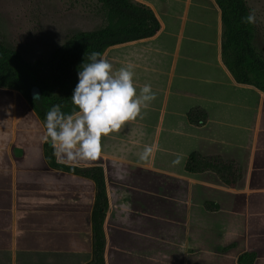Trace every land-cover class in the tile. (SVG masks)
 <instances>
[{"label": "crops", "instance_id": "0c3cea01", "mask_svg": "<svg viewBox=\"0 0 264 264\" xmlns=\"http://www.w3.org/2000/svg\"><path fill=\"white\" fill-rule=\"evenodd\" d=\"M153 10L162 29L150 39L165 29L163 18ZM150 39L113 47L105 55L110 50ZM107 59L112 65L126 60ZM211 61L214 71L226 75L229 86L237 93L247 91L243 92L246 99L243 95L241 101L215 98L214 106L200 103L180 108L168 98L157 116L142 113L135 121H129L127 129L137 150H114L107 137H102L98 160L71 164L104 169L109 199L104 223L106 264H238L239 256L246 252L257 253L255 264H264V250L254 247L228 259L238 248V241L228 245L221 241L225 221L235 223L240 196L250 202L264 193V157L257 151L260 139L264 148V137L261 132L252 139L247 135L245 143L231 141L224 134L225 121L231 118L213 116L209 110L230 106L241 112L250 110L253 113L249 132L253 124L257 131L259 119L255 120L253 115L256 108L261 116L264 114V94L254 87L237 84L221 56ZM0 92L14 95V99L5 101V107L0 103V264H88L93 257L91 214L95 183L48 167L43 153L44 124L18 91L0 88ZM172 106L177 108L172 110ZM197 106L208 113L204 127H194L187 120L189 110ZM6 108L8 114L3 112ZM33 130L41 131L35 135L36 147H23L22 139ZM225 142L243 146L245 155L227 152ZM154 143L160 145L155 157L141 160L144 147ZM193 152L236 161L243 169V179L232 189L213 172L187 173L185 164ZM178 157L179 163L173 164ZM257 172L263 176L257 178ZM206 203L217 204L219 210L208 211Z\"/></svg>", "mask_w": 264, "mask_h": 264}, {"label": "rangeland", "instance_id": "374dc122", "mask_svg": "<svg viewBox=\"0 0 264 264\" xmlns=\"http://www.w3.org/2000/svg\"><path fill=\"white\" fill-rule=\"evenodd\" d=\"M136 1L155 8L165 23L164 31L154 39L110 50L106 56L113 59L125 57V61H116V65H113L115 70L121 64L131 63L135 66L133 81L138 93L145 84L151 85L156 99L142 113L146 116H157L161 105L168 98L180 108L200 103L214 106L215 98L241 101L243 95L246 99L243 92L247 91L239 90L240 93H237V89L229 86L226 75L222 76L214 71L215 66L211 59L221 56L222 34L221 12L214 0ZM247 1L255 15L254 44L264 56V0ZM103 23L104 14L94 0H0V37L28 61L47 59L75 33L95 30ZM170 74L173 75L171 80L168 76ZM10 94L12 96L0 92L2 107H5V101L14 99L13 93ZM251 107L254 110L255 107ZM176 108L172 106V110ZM209 110L213 116L231 118L229 121L236 122L225 121L224 124V134L232 138L231 141L245 143L247 135L252 139L261 132V137H264V114L261 116L257 108L253 116L255 120L259 119V129L254 130L253 124L250 132L252 111L241 112L235 106L223 109L212 107ZM3 112L8 114V108ZM6 117L10 119L9 116ZM130 122L120 132L107 136V141L114 150H137V145H133L135 140L127 129L130 128ZM40 132L33 130L32 133H26L21 141L22 146L36 147L35 135ZM7 133L11 134L10 131ZM20 138L18 135V145ZM262 140L260 139L257 147L261 158L264 157ZM225 148L227 152L245 155L243 146L225 142ZM256 176L261 178L263 174L257 172ZM236 202L235 223L225 221L222 229L221 241L224 245L238 241V248L228 257L230 260L237 252L248 250V247L264 250V193L258 195L254 201L249 202L245 196H240ZM262 261L264 262V258Z\"/></svg>", "mask_w": 264, "mask_h": 264}, {"label": "trees", "instance_id": "16d2710c", "mask_svg": "<svg viewBox=\"0 0 264 264\" xmlns=\"http://www.w3.org/2000/svg\"><path fill=\"white\" fill-rule=\"evenodd\" d=\"M104 14L101 27L80 31L56 48L47 59L28 61L0 37V88L18 91L29 103L40 121L46 124V113L53 105L62 106L63 112L73 110L71 97L78 84V72L93 52H106L116 46L150 39L158 35L162 24L155 11L136 0H94ZM221 12V59L239 85L254 87L264 94V56L255 47V23L244 18L252 14L247 0H214ZM37 86L41 99L31 97ZM207 111L194 107L187 113V120L194 127L208 123ZM46 129V127H45ZM49 141L44 143V159L51 169L89 179L95 183L96 195L91 214L93 257L88 264H106V237L104 223L109 210L104 169L101 166L79 167L60 163L53 154ZM185 171L190 174L215 173L229 188H236L243 179V169L234 160L218 156H203L193 152L187 159ZM208 211H218L219 206L206 203ZM233 247L225 248L228 251ZM257 253L246 252L239 256L238 264H255Z\"/></svg>", "mask_w": 264, "mask_h": 264}, {"label": "clouds", "instance_id": "9594fccd", "mask_svg": "<svg viewBox=\"0 0 264 264\" xmlns=\"http://www.w3.org/2000/svg\"><path fill=\"white\" fill-rule=\"evenodd\" d=\"M255 23V15L244 18ZM87 63L80 66L78 84L71 102L73 110L65 113L59 104L46 113L45 139L53 147V154L70 165L78 161H95L101 156V139L120 132L129 121L141 117L156 99L150 84L140 88L134 85V65L115 70L105 54L93 51ZM160 145H146L140 153L141 160L154 158ZM179 163V157L173 164Z\"/></svg>", "mask_w": 264, "mask_h": 264}, {"label": "water", "instance_id": "95a60500", "mask_svg": "<svg viewBox=\"0 0 264 264\" xmlns=\"http://www.w3.org/2000/svg\"><path fill=\"white\" fill-rule=\"evenodd\" d=\"M41 95H42L41 91H40V89L37 86H35V87H33L31 89V97H32V99L40 100L41 99Z\"/></svg>", "mask_w": 264, "mask_h": 264}]
</instances>
